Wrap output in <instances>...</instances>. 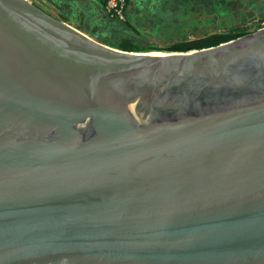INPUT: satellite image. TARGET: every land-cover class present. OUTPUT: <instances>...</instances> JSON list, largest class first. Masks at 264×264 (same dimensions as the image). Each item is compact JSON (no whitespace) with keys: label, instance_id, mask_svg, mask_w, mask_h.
<instances>
[{"label":"water","instance_id":"water-1","mask_svg":"<svg viewBox=\"0 0 264 264\" xmlns=\"http://www.w3.org/2000/svg\"><path fill=\"white\" fill-rule=\"evenodd\" d=\"M0 264H264V28L135 53L0 0Z\"/></svg>","mask_w":264,"mask_h":264},{"label":"crops","instance_id":"crops-1","mask_svg":"<svg viewBox=\"0 0 264 264\" xmlns=\"http://www.w3.org/2000/svg\"><path fill=\"white\" fill-rule=\"evenodd\" d=\"M40 1L56 14L55 17L98 42L120 41L122 37H128L126 36L127 28L132 27L135 29L136 34H132L131 40L135 45H138L137 43L141 41V39L143 40V34L146 35L144 37L148 36L147 39L150 37L164 41L166 40L165 38L169 40L172 39L176 35L175 27L188 25L190 22H194L190 20L199 12V9H201L202 14L206 1H210L212 3V9L218 11L221 9L234 8L258 9L264 11V0H129L128 21L122 25L107 17L102 0ZM190 3L193 7L189 21L179 22L176 20L175 16L171 18V21H165L163 14L160 13L161 9L179 11L182 5H190ZM249 14L250 13L244 16V19L247 18ZM211 16L214 20L215 16L213 14ZM201 17L202 16H200V18ZM168 24L172 27L170 30L166 31L164 26ZM196 24L203 27L205 25L202 22L192 23V25ZM210 24H215V21H211ZM217 24H219V22ZM176 30H178V28H176ZM181 32L182 30L177 33V36H180Z\"/></svg>","mask_w":264,"mask_h":264},{"label":"rangeland","instance_id":"rangeland-1","mask_svg":"<svg viewBox=\"0 0 264 264\" xmlns=\"http://www.w3.org/2000/svg\"><path fill=\"white\" fill-rule=\"evenodd\" d=\"M31 3L36 4L37 6H45L43 3H41L40 0H27ZM212 3L209 1L205 3L204 11L199 9V12L196 13L193 18L190 21L188 25H180L179 27H175L176 35L172 39L166 40H157V38L150 37L147 39L145 34L142 37L143 40L138 41V46L142 48L141 53H146L150 51H160L172 47L173 45H177L180 43H186V42H192L197 41L199 39H203L207 34L212 35L216 33H224L225 31L229 30H245L246 33L252 34L254 32H257L264 28V25H261L260 27L255 24L254 21V15L249 14L247 18H241L239 15H230L228 12V9L223 10H214L212 9ZM207 7V8H206ZM47 10L48 13L56 15L51 9H44ZM195 12V11H194ZM214 15L215 18L213 20V17L211 15ZM218 15V16H216ZM200 16H202L200 18ZM220 16V18H219ZM191 18V17H190ZM202 19V20H201ZM220 20V21H218ZM199 21V22H198ZM211 21H215V24H210ZM204 23V27L196 24L192 25V23ZM219 22V24H217ZM178 28V30H176ZM180 36H177V33L181 31ZM90 37V36H89Z\"/></svg>","mask_w":264,"mask_h":264},{"label":"trees","instance_id":"trees-1","mask_svg":"<svg viewBox=\"0 0 264 264\" xmlns=\"http://www.w3.org/2000/svg\"><path fill=\"white\" fill-rule=\"evenodd\" d=\"M193 5L190 3V5H182L181 10L179 11H173L172 9H161L160 13L163 14L165 21H171V18L174 16L176 17V20L179 22H186L190 19V14L192 12ZM223 10V9H221ZM228 12L230 15H239L244 18L248 13L254 14V23L257 24L259 27L261 25H264V11L263 10H251V9H244V8H234V9H228ZM171 25H165L164 28L167 30L171 29ZM127 35L128 37H122L120 41L112 42V41H103L100 42L104 45L126 51V52H135V53H141L142 48L138 45H135L134 42L131 40L132 34L135 33V29L132 27L127 28ZM249 35V33H246L245 30H229L225 31L224 33H216L212 35H206L203 39H199L197 41L192 42H186V43H180L177 45H173L172 47H169L165 50L168 52H190L194 50H202V49H208L212 47H217L221 44H225L237 39H240L242 37H245Z\"/></svg>","mask_w":264,"mask_h":264},{"label":"built area","instance_id":"built-area-1","mask_svg":"<svg viewBox=\"0 0 264 264\" xmlns=\"http://www.w3.org/2000/svg\"><path fill=\"white\" fill-rule=\"evenodd\" d=\"M102 1L104 4L105 13L110 20L117 21L122 25L127 23L129 0H102Z\"/></svg>","mask_w":264,"mask_h":264},{"label":"flooded vegetation","instance_id":"flooded-vegetation-1","mask_svg":"<svg viewBox=\"0 0 264 264\" xmlns=\"http://www.w3.org/2000/svg\"><path fill=\"white\" fill-rule=\"evenodd\" d=\"M40 8L43 9V10H44V9H49L47 6H40ZM44 11H45V10H44ZM46 11H47V10H46ZM52 15H53V14H52ZM53 16H55V15H53Z\"/></svg>","mask_w":264,"mask_h":264}]
</instances>
